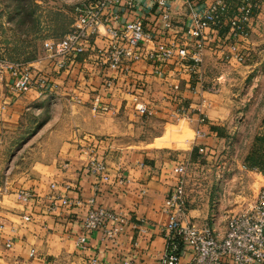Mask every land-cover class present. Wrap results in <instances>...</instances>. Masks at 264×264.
Segmentation results:
<instances>
[{
    "label": "crops",
    "instance_id": "0c3cea01",
    "mask_svg": "<svg viewBox=\"0 0 264 264\" xmlns=\"http://www.w3.org/2000/svg\"><path fill=\"white\" fill-rule=\"evenodd\" d=\"M142 2L149 10L146 28L154 35L155 40L181 42L182 35L179 31L186 20L185 9L177 3L174 5L175 33L163 30L161 21L155 15L157 6L153 1ZM61 10L51 18L48 30L50 38L45 39L48 43L62 38L71 29L74 20L67 15L66 22V9ZM10 12L13 15H10V20L8 17V23L17 19L20 23L23 9L17 6ZM34 33V36L38 34L37 31ZM92 41L98 47L105 44L102 37ZM218 41L221 40L214 36L208 49H218ZM262 42L264 0L260 1L251 35L244 41L243 47L263 54L260 47ZM208 49L205 50L203 65L194 71L188 64L168 62L160 66L163 76H158L154 73L155 65L150 60L136 62L131 74L120 75L115 89L111 91L104 88L103 72L95 65V55L89 48L84 53L69 57L67 65L61 69L47 56L33 61L37 70L48 74L57 83L55 89L42 95L35 89L24 94L11 93L9 83L12 77L0 62V264H86L90 256H96L109 264H117L123 259H132L135 264H159L160 253L166 246L161 227L168 221L163 208L167 197L175 191L181 180V176L175 174L173 168L183 159L188 162V170L183 177L187 200L186 222L210 221L220 236L224 234L226 224L218 226L211 212L210 197L217 183L214 177L210 178L209 172L219 164L217 159L220 154L228 153L232 148L234 135L231 134L234 133L229 129L235 127L230 122L232 98L213 91L208 85L211 75L209 72L212 71L208 68L220 59V56H215L216 51H207ZM231 64L241 65L234 61ZM252 68L250 63L240 69L246 74L247 70H254ZM142 81L149 85L145 98L157 110L154 117L138 115L133 108V84L138 85ZM176 82L180 83L181 88L172 97L171 85ZM96 97L110 104L114 110L92 117L88 110L93 112L91 105ZM45 98L62 102L63 105L68 103L69 106L65 107L76 112L73 116L75 125L63 134L69 141H64L63 146L49 151L46 157L35 162L32 169L24 172H15L12 167L8 169L3 164V139L20 134V127L31 104ZM178 107L189 111V116L184 118L189 120L194 132L201 129L205 131V135L197 136L195 133L191 142L187 138L173 140L175 132L168 128L157 143L161 146H173L174 143L175 146L188 145L183 149V155L175 154L179 149L134 143L125 147L115 142L116 138L129 134L128 130L131 131L138 122L152 118L160 119L166 124L173 121L170 113ZM196 108H200L202 113ZM201 114L205 116L203 122L200 121ZM104 121L112 125L111 131L106 129ZM255 136L254 143H251L240 166L250 173L261 175L263 187L264 170L250 167L249 161L255 155L264 159V143L260 140L264 137V119ZM88 142H93L99 158L106 162L112 173L111 182L101 183L96 195L94 176L87 169L89 155L85 153V145ZM201 146L206 147L205 153L199 151ZM130 147L134 149L131 150ZM191 165L196 169L193 173L189 172ZM116 177H125L127 181L120 184ZM52 183H56V190L51 188ZM240 183L243 187L244 182ZM23 191L31 193L28 199L23 198ZM53 192L71 199L79 197L84 201L95 197L97 205H107L121 211L134 222L143 220L148 225V231L140 232L127 227L121 233L119 243H113L105 238L103 231L94 230L88 234L87 249L82 251L76 244V237L85 232V208L63 206L60 199L50 198ZM25 216L30 218L26 219ZM190 258L189 253H183L182 264H188Z\"/></svg>",
    "mask_w": 264,
    "mask_h": 264
},
{
    "label": "built area",
    "instance_id": "2783aa9c",
    "mask_svg": "<svg viewBox=\"0 0 264 264\" xmlns=\"http://www.w3.org/2000/svg\"><path fill=\"white\" fill-rule=\"evenodd\" d=\"M147 1L156 4L155 15L161 21L163 30L175 33L174 5L177 3L185 9L186 20L179 31L182 35L181 42L155 40L154 35L146 28L149 10L142 0H90L76 5L71 29L62 38L46 44V56L61 69L67 65L69 57L84 53L88 48L93 50V61L103 72V86L108 91L115 89L120 75L129 76L134 64L144 59L153 62L154 73L158 76H163L160 66L168 62L188 64L193 71L200 68L204 63L205 50L210 47L214 36L218 40L228 41V46L221 53L225 60L239 63L246 61V48L243 44L251 35L261 0ZM98 37L105 40L103 47L93 43L92 40ZM1 63L12 77L9 90L13 94H24L35 89L42 95L57 87L56 81L37 70L32 62ZM133 85V108L138 115L154 117L157 110L145 98L149 85L144 81ZM171 88L170 95L174 96L181 85L176 82ZM196 109L201 112L200 108ZM91 110L103 113L114 109L96 97ZM170 115L172 119L179 121L189 116V111L178 107ZM200 116V121L203 122L205 116ZM195 133L197 136L205 135V131L201 129H197ZM199 151L205 153L206 147L201 146ZM85 153L89 155L87 169L94 176L96 195L101 183L111 182L112 173L106 162L99 158L93 142L85 145ZM187 170L188 162L184 159L173 168V172L180 175L181 180L164 204L163 210L168 215V221L161 230L166 246L160 253L159 264H182L183 253L186 252L191 255L188 264H264V186L244 208L228 216L224 234L220 236L210 221L186 222L187 200L183 177ZM116 178L120 184L127 181L125 177ZM51 188L56 190V183H52ZM22 194L24 199H28L31 193L23 191ZM50 198L60 199L63 206L85 208V232L76 237V244L82 251L87 249L88 234L94 230L103 231L105 238L113 243H119V237L127 227L140 232L148 231V225L143 220L134 222L121 211L107 205H97L95 197L84 201L79 197L71 199L53 192ZM7 245H10V241ZM86 264L109 263L90 256ZM117 264L135 263L132 259H123Z\"/></svg>",
    "mask_w": 264,
    "mask_h": 264
},
{
    "label": "rangeland",
    "instance_id": "374dc122",
    "mask_svg": "<svg viewBox=\"0 0 264 264\" xmlns=\"http://www.w3.org/2000/svg\"><path fill=\"white\" fill-rule=\"evenodd\" d=\"M88 1L90 0H0V62H33L45 57L46 44L49 42L45 39L50 38L48 30L55 12L65 8L66 22L67 15L73 21L76 13L75 5ZM17 6L23 9L20 16L22 18H19L20 23L17 22L18 19L8 23L10 15H13L10 11ZM34 31L38 32L35 36ZM217 44H219L218 49L207 50L216 51L215 56H220L216 61L217 64L214 63L208 68L212 69L209 72L211 75L208 85L213 91L232 98L230 122L231 126L235 127L229 129L234 133L231 134L234 135L232 148L228 153L220 154L217 159L219 164L209 172L210 178L214 177L217 183L210 197L211 212L217 225L224 226L228 215L244 208L252 201L263 184L261 175L241 169L240 164L251 143H254L255 135L264 119V42L260 44L263 54L247 49L246 61L240 63L241 65H232V61L229 62L221 56L222 51L228 46L227 40L218 41ZM250 63L254 70H247L248 72L243 74L240 68ZM57 102L45 98L32 103L20 127V134L16 133L3 139V164L8 169L12 167L15 172L32 169L35 162L46 157L49 151L63 146L64 141H69V138H64L63 134L75 125L76 120L73 116L76 112H72L70 107H65L69 106L68 103L63 105L64 103ZM88 113L92 117L102 116V113H93L90 110ZM104 125L111 131V124L104 121ZM168 128L175 132L172 135L173 140L176 138H187L190 142L194 140L195 132L189 120L183 117L179 121L173 119L167 124L156 118L138 122L131 131L128 130L129 134L116 138L115 142L125 147L134 143L142 146L146 144L148 147L179 149L175 154L183 155V149L188 145L175 146V143L173 146L158 145V138L164 136ZM130 149L134 148L130 147ZM194 171L196 169L191 165L189 172ZM241 181L244 182L243 187Z\"/></svg>",
    "mask_w": 264,
    "mask_h": 264
},
{
    "label": "trees",
    "instance_id": "16d2710c",
    "mask_svg": "<svg viewBox=\"0 0 264 264\" xmlns=\"http://www.w3.org/2000/svg\"><path fill=\"white\" fill-rule=\"evenodd\" d=\"M260 140L264 143V137ZM249 166L252 168H259L260 170H264V159L259 155L252 156L251 160L249 161Z\"/></svg>",
    "mask_w": 264,
    "mask_h": 264
}]
</instances>
